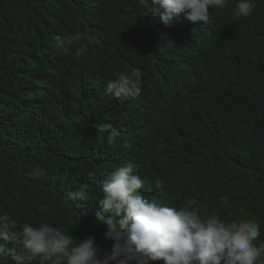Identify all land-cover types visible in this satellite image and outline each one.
<instances>
[{
  "label": "trees",
  "instance_id": "trees-1",
  "mask_svg": "<svg viewBox=\"0 0 264 264\" xmlns=\"http://www.w3.org/2000/svg\"><path fill=\"white\" fill-rule=\"evenodd\" d=\"M255 3L247 18L233 17L230 0L209 8L206 25L181 14L166 28L142 0H0V213L94 237L102 256L115 241L94 223L99 182L131 161L146 199L255 221L264 240V0ZM76 33L94 39L52 47ZM132 69L139 96L105 94ZM101 123L119 133L114 145L97 135ZM81 185L87 200L69 199Z\"/></svg>",
  "mask_w": 264,
  "mask_h": 264
},
{
  "label": "clouds",
  "instance_id": "clouds-1",
  "mask_svg": "<svg viewBox=\"0 0 264 264\" xmlns=\"http://www.w3.org/2000/svg\"><path fill=\"white\" fill-rule=\"evenodd\" d=\"M153 13L159 14L164 27H172L174 18L182 14L187 20L208 24L211 9L230 7V0H142ZM255 0H234L231 8L235 19L249 17L256 9ZM91 35L76 33L57 37L54 49L63 51L74 42ZM83 49H79V56ZM141 72L137 69L117 72L107 81L105 94L117 100L135 98L142 92ZM106 143H116L119 133L110 123L96 129ZM131 149L132 144L124 141ZM136 172V165L125 162L116 166L99 182L102 195L96 202L94 223L106 228L105 239H112L111 251L100 256L94 237L77 240L51 223L37 225L20 223L6 212L0 213V256L10 255L12 264H148L162 260L163 264H264V240L260 226L246 219L226 222L218 215L202 216L189 201L184 207H169L146 199L141 189L145 182ZM87 185L69 193L73 201L87 200ZM107 214V216H105ZM5 245L12 247L7 249Z\"/></svg>",
  "mask_w": 264,
  "mask_h": 264
}]
</instances>
